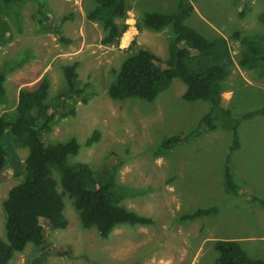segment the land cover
Here are the masks:
<instances>
[{
    "label": "rangeland",
    "instance_id": "374dc122",
    "mask_svg": "<svg viewBox=\"0 0 264 264\" xmlns=\"http://www.w3.org/2000/svg\"><path fill=\"white\" fill-rule=\"evenodd\" d=\"M125 3L126 18L116 19L119 26L126 27L124 34L118 44H103L106 31L102 20L87 18L96 0H10L5 11H0V72L6 74L0 116L12 115L20 90L45 77L50 84L45 104L56 118L49 131L40 133L43 141L58 144L76 140L80 150L69 162L89 165L97 185L111 183L115 188L143 189L142 195L121 196L117 202L139 215L152 217L155 224H124L108 238L100 237L95 228L82 225L74 200L63 190L55 173L69 225L64 230L54 229L44 220L43 226L47 245L63 248L65 255L44 252L47 256L30 259L36 248L29 243L10 264H215L216 241L242 238L250 239L243 244L250 256L264 260V219L248 220L243 213L244 221H229V213L221 211L225 197L239 203L237 206L254 203L244 190L240 197L227 193L223 168L230 155V168L240 160L236 164L237 184L249 179L245 163L249 166L254 160L252 149L260 155L264 153V115L240 125L239 142L246 151L232 155V132L220 121L210 130L201 126L210 104L185 101L186 85L179 79L161 90L153 102L112 100L109 86L125 60L137 51L155 55L164 65L170 60L173 28L154 31L143 25L142 18L147 13L172 14L179 0ZM248 3L246 16L240 18L239 0H188L190 9L184 19L185 25L208 42H215L217 63L227 70L220 84V107L234 117L264 105L263 67L239 64L246 50L243 39L264 36V0ZM62 18H66L63 23ZM72 64L77 65L79 84L69 92L62 67ZM85 84L86 90L77 93ZM85 98L86 104L82 102ZM71 109L75 114H68ZM197 128L200 134L195 138L156 154L163 141L188 135ZM95 131L99 141L87 146ZM1 145L7 168L0 175V239L6 241L3 205L9 191L25 178L29 151L7 132ZM247 190L264 200V189L260 194ZM209 207H217L218 214L192 221L180 219L198 208ZM234 216L240 219V214Z\"/></svg>",
    "mask_w": 264,
    "mask_h": 264
},
{
    "label": "trees",
    "instance_id": "16d2710c",
    "mask_svg": "<svg viewBox=\"0 0 264 264\" xmlns=\"http://www.w3.org/2000/svg\"><path fill=\"white\" fill-rule=\"evenodd\" d=\"M9 2L10 0H0L1 12L5 11ZM239 6V17L244 18L249 10L248 0H239ZM41 9L42 6L38 8V13H41ZM189 9L188 0H179L177 10L172 14L147 13L143 16V25L154 31H161L168 26L173 28L171 58L164 65L155 55L145 50L137 51L122 64L115 82L108 88V95L112 100L118 101L140 99L153 102L161 90L167 89L174 79H179L186 85L185 101L210 104L208 114L200 122L201 126L210 130L216 121H220L225 129L232 132L233 141L229 148L232 153L240 148V125L257 116H263L264 105L260 110L239 117L232 116L231 111L220 107V84L226 79L227 70L217 63V56L213 52L215 42H208L199 32L185 25L184 19L188 16ZM126 14L125 0H96V7L88 13L87 18L102 20L106 31L103 44H118L126 27L119 26L116 19H124ZM65 20L66 18H62L60 21L63 23ZM39 23L41 24L40 21ZM243 45L246 50L241 53L239 64L262 66L264 69V36L245 37ZM76 68V64L62 67L69 92L75 91L79 84ZM5 82L6 74L0 72V102L6 94ZM87 87L88 84H85L77 93L82 94ZM49 88L48 80L42 77L32 87L20 90L12 115L0 116V175L7 168L6 154L1 145V139L6 132L29 151L25 178L9 191L3 205L7 240L0 239V264H10L15 254L24 251L29 243L36 248L30 259L39 258L40 255L47 256L44 252L65 255L63 248L47 245L43 226L44 220L54 229L64 230L69 225L64 215L62 197L57 190L55 173L59 175L63 190L74 200V207L80 213L82 225L85 228H95L100 237L108 238L117 227L124 224H155L152 217L139 215L117 202L121 196L142 195L143 189L115 188L111 183L97 185L89 165L69 162V158L76 156L80 150L76 140L58 144L43 141L40 133L49 131L56 118L45 104ZM82 102L86 104L88 99L85 98ZM68 114H75V110L71 109ZM199 134L200 129L197 128L188 135L173 136L161 143L156 154H164ZM99 138V133L95 131L86 145H93ZM229 163L230 155L224 161V188L227 193L240 197L242 192L234 181ZM249 197L264 207L263 200L253 194H249ZM216 214L217 207L198 208L180 219L192 221ZM214 249L217 253L215 264H264V260L250 257L240 242L235 240H218L214 243ZM38 260L36 261H45L44 258L42 261Z\"/></svg>",
    "mask_w": 264,
    "mask_h": 264
},
{
    "label": "crops",
    "instance_id": "0c3cea01",
    "mask_svg": "<svg viewBox=\"0 0 264 264\" xmlns=\"http://www.w3.org/2000/svg\"><path fill=\"white\" fill-rule=\"evenodd\" d=\"M241 151H246V150H244L242 148V144L240 143V148L233 151L232 155H234L235 153H240ZM252 153H254V155L252 156L254 158V160L251 161L252 163H249V166L247 163H245V165H246L245 171L248 172V173H246V176L249 179H246L245 181L241 182L240 184L239 183L237 184V177H238L237 174L239 172V168L236 164L239 163L240 160H236L234 162V164L232 165V168H231V172H232V175L234 177V181L236 182V184L238 185V187L241 190H244V192L246 193V196H248V197H249V194H253V193H251L247 189L255 191V192L258 191L259 193H257V194H260L261 190L264 189V153H263V155H260L253 149H252ZM241 172H242V170H241ZM244 192H242L241 195L245 194ZM253 195L256 196V194H253ZM259 199H261V198H259ZM261 200H263V199H261ZM223 202H224L223 205L225 206V208H223L221 211L225 214L229 213L230 216L229 215L227 216V219L229 221H237V220H241V222L244 221V218L241 216V214H243V213L246 214L247 218H245V219H248V220H249V218L256 219L257 217L259 219H264V207L261 206L258 202L254 201L255 204L254 203L252 204V202H248V204H244V206H237L239 203L236 204L235 202H229V200H226V197H225V200ZM221 211H220V214H221ZM249 213H251V215H249ZM237 214H240V219L236 218V216H234ZM252 216H254V217H252ZM234 226L236 227L235 224H234ZM240 226H241V224H239V227ZM249 241H250L249 238L238 239V242H240V244H242L241 245L242 247H243L244 243L249 242ZM253 247H255V245H253L252 247L249 246V249H252ZM243 249L250 256V254L248 252V247L247 248L243 247Z\"/></svg>",
    "mask_w": 264,
    "mask_h": 264
}]
</instances>
